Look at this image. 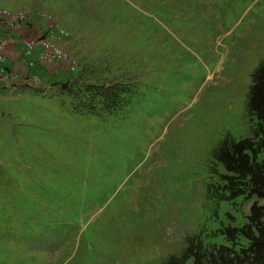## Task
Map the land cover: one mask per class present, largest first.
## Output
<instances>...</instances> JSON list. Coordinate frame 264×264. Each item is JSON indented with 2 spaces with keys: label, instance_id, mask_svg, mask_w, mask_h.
<instances>
[{
  "label": "rangeland",
  "instance_id": "1",
  "mask_svg": "<svg viewBox=\"0 0 264 264\" xmlns=\"http://www.w3.org/2000/svg\"><path fill=\"white\" fill-rule=\"evenodd\" d=\"M18 9L66 31L84 85L125 93L105 113L43 82L0 87V264L179 255L205 221L214 148L256 122L247 99L264 61V0H0ZM228 202L219 221L242 224L250 203Z\"/></svg>",
  "mask_w": 264,
  "mask_h": 264
},
{
  "label": "trees",
  "instance_id": "2",
  "mask_svg": "<svg viewBox=\"0 0 264 264\" xmlns=\"http://www.w3.org/2000/svg\"><path fill=\"white\" fill-rule=\"evenodd\" d=\"M51 85L72 93L77 102L82 92L87 103L98 101L99 108L96 104L85 106L95 112L108 113L114 105L120 106L125 93L120 83L84 85L79 75L64 72ZM247 106L256 118L250 137L239 141L227 137L213 150L206 204L202 207L206 208L205 221L188 238L182 252L169 256L162 264H185L190 259L193 264H264V61L253 75ZM215 163L222 172L213 167ZM234 199L242 205L250 203L246 214L236 216L243 223L239 225L230 214L220 222V205H228ZM215 238L221 239L219 244L210 242Z\"/></svg>",
  "mask_w": 264,
  "mask_h": 264
},
{
  "label": "built area",
  "instance_id": "3",
  "mask_svg": "<svg viewBox=\"0 0 264 264\" xmlns=\"http://www.w3.org/2000/svg\"><path fill=\"white\" fill-rule=\"evenodd\" d=\"M33 20H41L46 27L39 36L27 39L23 42L21 55L26 61L27 68H34L36 61L41 65L56 66L64 73L72 74L77 68L74 57L62 49V44L67 38L66 31L59 27L56 21L45 12L33 13L29 9H19L15 11L0 10V31L7 32L17 27L27 25ZM8 45V39L0 38V85H10L16 83L20 76L18 73L7 70L4 62V51ZM31 82H38L37 76L31 74L26 78Z\"/></svg>",
  "mask_w": 264,
  "mask_h": 264
},
{
  "label": "crops",
  "instance_id": "4",
  "mask_svg": "<svg viewBox=\"0 0 264 264\" xmlns=\"http://www.w3.org/2000/svg\"><path fill=\"white\" fill-rule=\"evenodd\" d=\"M46 25L41 20H33L27 25L17 27L12 31L1 30L0 38L7 37L8 45L4 51L5 62L4 65L7 70H12L19 74L20 78L16 83H13L15 86H32V82L29 79L31 74L39 76L40 81L47 85L51 84V81H55V78L60 75L59 72L54 70L50 65H41L36 61L34 68H27L26 61L21 55V48L23 42L27 39L35 38L43 33ZM67 41L64 45H67ZM53 77V79H51ZM14 86V87H15ZM0 87H5V85H0Z\"/></svg>",
  "mask_w": 264,
  "mask_h": 264
},
{
  "label": "clouds",
  "instance_id": "5",
  "mask_svg": "<svg viewBox=\"0 0 264 264\" xmlns=\"http://www.w3.org/2000/svg\"><path fill=\"white\" fill-rule=\"evenodd\" d=\"M19 10V9H18ZM15 11V10H14ZM54 19V18H53ZM55 20V19H54ZM56 21V20H55ZM57 23V22H56ZM62 28V27H61ZM65 42H66V40H65ZM64 42V43H65ZM64 43L62 44V46L61 47H63V45H64ZM63 49V48H62ZM65 51V50H64ZM66 52V51H65ZM68 53V52H67ZM69 54V53H68ZM71 55V54H70ZM72 56V55H71ZM72 57H74V56H72ZM75 58V57H74ZM75 60H76V58H75ZM76 62H77V60H76ZM52 67V66H51ZM77 68H78V62H77ZM77 68H76V70H77ZM54 70H56V71H58L59 73L58 74H62L63 72L61 71V70H59V68H57L56 66H54ZM76 70L73 72V73H75L76 72ZM72 73V74H73ZM38 77V79H39V76H37ZM40 82H43L42 80L40 81V79H39V81L38 82H32V86H39L40 87ZM12 87H14L15 85H13V84H10ZM10 85H7V86H10ZM45 87H47V86H52L51 84H49V85H47L46 83H44L43 84Z\"/></svg>",
  "mask_w": 264,
  "mask_h": 264
}]
</instances>
